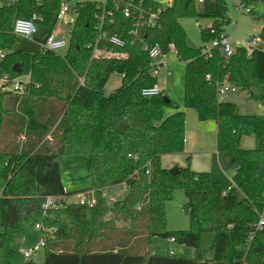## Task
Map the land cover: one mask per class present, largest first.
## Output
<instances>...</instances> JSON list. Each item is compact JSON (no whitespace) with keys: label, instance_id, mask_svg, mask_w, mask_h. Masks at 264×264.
I'll use <instances>...</instances> for the list:
<instances>
[{"label":"trees","instance_id":"16d2710c","mask_svg":"<svg viewBox=\"0 0 264 264\" xmlns=\"http://www.w3.org/2000/svg\"><path fill=\"white\" fill-rule=\"evenodd\" d=\"M73 1L75 27L64 56L18 49L21 38L12 29L16 19L37 14V23L50 29L62 5ZM197 1L187 6L186 0H172L167 6L155 0H109L103 7L82 0H2L0 79L30 80L23 94L0 86V264H12L21 232L37 224L49 235L42 264H264V227L258 229L255 208L264 204V116L241 115L235 104L217 96L218 83L227 77L264 102V51L249 57L241 46L227 58L219 46L211 53L208 45L190 47L182 19L212 21L200 31L205 44L227 37L230 22L225 0H203L200 9ZM251 2L264 0H242V5ZM126 6H131L130 18ZM97 31L107 35L98 48L121 57H94ZM111 37L124 46L111 44ZM155 45L164 55L173 47L186 64L185 108L201 122H217L218 151L231 155L238 189L224 193L210 173L189 166L178 167L176 176L163 167V156L185 152L186 114L164 92L142 95L157 83L145 49ZM16 64H21L20 74L12 71ZM114 74L122 77V85L106 94ZM247 137L254 138L253 149L242 148ZM63 156L88 158L91 188L66 191ZM123 184L129 194L109 205L103 193ZM177 191L184 193L190 227L171 231L166 205ZM86 192L93 206L66 202ZM50 197L57 208L44 207ZM118 222L124 225L118 227ZM206 233L214 234L212 258L202 249ZM153 238L174 239L195 250V256L153 254Z\"/></svg>","mask_w":264,"mask_h":264},{"label":"rangeland","instance_id":"374dc122","mask_svg":"<svg viewBox=\"0 0 264 264\" xmlns=\"http://www.w3.org/2000/svg\"><path fill=\"white\" fill-rule=\"evenodd\" d=\"M92 2H104V0H82ZM164 5H171L172 1L169 0H155ZM227 5V13L230 18V22L226 25V34L229 37V41L233 43L235 47H241L247 45L253 36H260L263 26L264 17V2H251L246 5H242V0H225ZM198 7L200 6V0L197 1ZM2 0H0V6ZM76 2L71 3V7H75ZM200 9V7H199ZM246 9L251 10V13H246ZM75 20L76 15L71 14ZM183 28L187 34V43L192 48H203L209 43L205 44L201 38V29L208 28L212 21L210 19H195L184 18L181 21ZM59 30L62 31L64 36L69 40L71 31L75 25H66L63 21L58 23ZM52 26L54 24L52 23ZM38 34L31 39L21 38L18 49L24 52L35 55L41 51V43L37 40H44L50 29L48 26L37 24ZM227 37V38H228ZM211 44V43H210ZM68 49H64L57 54L65 55ZM164 67L157 77V82L161 89L165 90V95L170 97L175 103L179 104L180 108L187 112L189 123L186 129V136H189L191 143L197 140V148L201 150H207L205 154H199L193 156L192 170L197 172H209L214 181L219 182L223 192L230 188L238 189L239 177L232 163V157L229 153L218 156L213 152L217 151L218 134L215 131V122L208 121L205 126H201L202 122L199 120L197 113L194 110L185 108L184 105V74L186 64L180 59L179 55L174 52H170L162 57ZM28 78V79H27ZM227 78V77H226ZM225 78V79H226ZM30 78L29 76L18 77L14 81H11L6 75L0 79V86L5 84V88L12 91V86L15 83H22L26 85ZM122 85V77L119 74L111 76L108 84L105 87L106 94L115 92ZM226 102L233 103L237 106L241 115H255L262 116L264 114V102L257 101L251 98V95L247 91L239 89L237 92H229L225 100ZM173 110L168 108L166 113L169 115ZM195 117V122L190 123L189 116ZM200 125L201 128H197ZM211 125V126H208ZM217 130V125H216ZM187 136V138H188ZM187 142V140H186ZM214 145V146H212ZM212 147V150L209 148ZM255 147V141L253 137H247L242 140V148L253 149ZM217 153V152H216ZM220 157V160H219ZM87 158L84 156H66L62 158L60 162L61 176L65 188L70 191H78L91 188V180L88 178L89 164ZM163 167L167 170H171L175 167H188L186 156L183 154H171L162 157ZM192 164V163H191ZM209 167H199V166ZM230 188V189H231ZM128 186L119 185L110 188L107 191L108 197L106 198L109 205H113L118 201L124 200L128 195ZM89 193V192H88ZM242 198V194H240ZM186 202L183 191H177L174 194L172 201L166 205L167 223L168 228L171 231L187 230L190 227L189 218L185 215L183 207ZM257 212L262 215L264 212V204H255ZM112 216L110 215L109 218ZM118 227H122L124 223L118 222ZM3 232L0 228V233ZM20 243L14 244L15 255L13 257L12 264H25L29 261H33L37 264H42L45 260L47 249L40 247L43 241V232L39 230L36 225H27L20 234ZM214 241L213 233H206L202 239V249L206 252L208 258H212V246ZM162 246V247H161ZM172 247L175 250V254L178 257L194 258L195 250L185 246H179L177 244L169 243V240L161 238H153L152 248L153 251L159 254H169V249ZM30 248H36V255L30 260L26 259L22 254V250ZM168 248V249H167ZM168 250V251H167ZM155 252V253H156Z\"/></svg>","mask_w":264,"mask_h":264},{"label":"built area","instance_id":"2783aa9c","mask_svg":"<svg viewBox=\"0 0 264 264\" xmlns=\"http://www.w3.org/2000/svg\"><path fill=\"white\" fill-rule=\"evenodd\" d=\"M109 0H104L102 3V6L105 7L107 2ZM203 0H200L202 2ZM246 13H250L249 9L245 10ZM73 14L71 4L64 3L58 13L57 17V23L50 28V32L45 38L44 42L41 43V49L45 51H51L54 53H59L60 51L64 49H69L70 47V41H71V34L69 37V40L63 35L64 33L59 30L58 23L59 21H63L66 25H72L74 24V21L66 22V17L71 16ZM124 14L126 18H130L131 16V6H126L124 9ZM41 20V17L37 14H34L30 19L25 18H18L13 22V32L15 35L19 36L20 38L24 39H31L32 37L36 36L38 34V27L37 22ZM155 16H151L150 22H154ZM107 35L102 34L99 31L96 33L95 43L96 46L94 57L104 56L108 58H119L122 55L115 51H102L98 48V44L102 39H106ZM110 43L117 46V47H123L124 42L119 39L118 37H111L109 39ZM219 46L221 48V52L223 56L229 58L232 57L236 52V47L233 46V43L229 41V39L225 36L222 37V40L220 42L214 41L211 44L207 46V53H211L212 48ZM245 47L247 55L251 57L256 51L263 50L264 51V37L263 36H253L250 41L247 43V45L242 46ZM145 49L149 53V58L151 60V75L153 78L158 77L160 74L162 68L164 67V62L162 60V57L164 56L162 49L159 45H155L154 47ZM171 52L177 53V51L172 47ZM1 56L4 57V54L1 53ZM207 79L210 80L211 77L207 76ZM4 87L7 85L3 84ZM239 88L232 84L228 78L222 80L218 83L217 87V96L220 101H224L226 95L229 92H237ZM12 91L23 94L25 91V87L22 83H15L12 86ZM163 93V90L159 86L158 82L153 85L152 87L145 88L142 91V95L144 97H156ZM149 175V170L146 172ZM103 197L107 198L108 194L107 192L103 193ZM67 203H76V204H87L90 206L94 205V199L92 197H89V193H82L79 195H76L72 198H69L66 200ZM45 208H57L56 199L53 197L48 198L46 204L44 205ZM36 227L41 230L44 233L43 241L40 244V247H46L47 240H48V232H46L45 227L42 224H37ZM264 227V212L262 215L259 214V222H258V229H262ZM172 243L175 242L174 239L170 240ZM37 249L36 248H30L27 250H22V254L24 257L28 260L33 258L36 255ZM171 255H174V252L170 253Z\"/></svg>","mask_w":264,"mask_h":264},{"label":"crops","instance_id":"0c3cea01","mask_svg":"<svg viewBox=\"0 0 264 264\" xmlns=\"http://www.w3.org/2000/svg\"><path fill=\"white\" fill-rule=\"evenodd\" d=\"M169 1H172V0H169ZM74 21V19L72 18V16H68V17H66V22H70V21ZM41 21V20H40ZM71 26V25H70ZM262 28H263V26H262ZM39 30V29H38ZM227 37H228V35H227ZM228 39H229V37H228ZM36 41H38L37 39H36ZM28 79V78H27ZM27 82H28V80H27ZM163 90V92L165 93V90L164 89H162ZM170 98V97H169ZM226 102V101H225ZM179 105V104H178ZM184 111V110H183ZM167 114V113H166ZM170 114H172V113H170ZM169 114V115H170ZM186 114V129H187V126H188V123H189V119H188V115H187V112L185 113ZM168 115V114H167ZM262 116H264V114L262 115ZM189 118H190V123L192 122V124H193V122H195V117H193V115H190L189 116ZM188 122V123H187ZM211 122H215L216 123V125H217V130H216V125H214L215 127V132L214 133H216L217 132V134H218V124H217V122L216 121H211ZM208 122H202V124H201V126L203 127V126H205L206 124H207ZM208 126H211V125H208ZM197 128H201L200 127V125H197ZM188 136V135H187ZM187 136H186V140H187V142L185 143V152L183 153V155H185L186 156V161H187V163H188V165H189V167L191 168L192 166H193V156L194 155H199V154H205L206 153V151L207 150H201L200 148H197V145H199L198 143H197V140H195L193 143H191V140L189 139V136H188V138H187ZM49 139H50V137H48ZM212 146H214V145H212ZM210 150H212V147H210L209 148ZM213 152L215 153V154H217L218 156H221L222 154H227V153H220L219 151H218V147H217V151H214L213 150ZM217 152V153H216ZM64 157H66V156H63V157H61V159H60V162H61V160H62V158H64ZM86 158V157H85ZM87 160H88V158H87ZM219 160H220V157H219ZM88 162V161H87ZM192 163V164H191ZM206 164H204V166H199V167H209V166H205ZM234 166V165H233ZM235 168V167H234ZM192 169V168H191ZM235 170H236V172H237V169L235 168ZM194 171V170H193ZM195 172H197V171H195ZM210 172V171H209ZM208 172V173H209ZM237 175H238V172H237ZM219 183V182H218ZM238 184H239V182H238ZM123 185H125V184H123ZM122 186V185H121ZM125 186H127V185H125ZM231 188V187H230ZM230 188L228 187V190L226 191V192H224V193H227L229 190H230ZM66 189V188H65ZM232 189V188H231ZM66 191L67 192H70V191H68L67 189H66ZM128 194H129V190H128V192H127ZM123 201V200H122ZM119 202V201H118ZM18 241H20V240H18ZM18 243H20V242H18ZM169 243H172L170 240H169ZM172 244H175V243H172ZM162 247V246H161ZM170 247V251H169V254H159V253H157L156 251V253L155 252H153V254H158V255H161V256H169V255H171L170 253L171 252H174L175 250H173L172 249V247L171 246H169ZM168 249V248H167ZM168 251V250H167ZM174 254H175V252H174Z\"/></svg>","mask_w":264,"mask_h":264},{"label":"water","instance_id":"95a60500","mask_svg":"<svg viewBox=\"0 0 264 264\" xmlns=\"http://www.w3.org/2000/svg\"><path fill=\"white\" fill-rule=\"evenodd\" d=\"M192 2H193V0H186V5L187 6L190 5ZM12 71L16 74H20L21 73V64L14 65ZM164 100H166V99H164ZM178 172H179L178 167H175L169 171L171 176H176L178 174ZM18 242H20V241H18Z\"/></svg>","mask_w":264,"mask_h":264}]
</instances>
